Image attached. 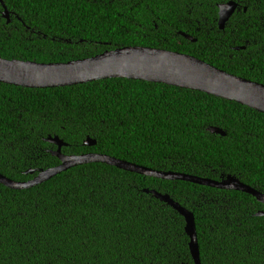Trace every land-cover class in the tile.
I'll use <instances>...</instances> for the list:
<instances>
[{
	"label": "trees",
	"instance_id": "1",
	"mask_svg": "<svg viewBox=\"0 0 264 264\" xmlns=\"http://www.w3.org/2000/svg\"><path fill=\"white\" fill-rule=\"evenodd\" d=\"M3 1L12 21L0 14L2 59L57 64L147 47L264 84V0ZM230 1L241 10L220 31L218 5ZM55 137L68 156L105 154L217 181L231 175L264 193V114L202 92L127 79L51 89L0 83L2 175L28 182L60 166L47 141ZM88 137L97 145L86 147ZM145 189L194 213L202 264H264V217L256 216L264 205L253 196L101 163L27 190L0 184V264H195L185 219Z\"/></svg>",
	"mask_w": 264,
	"mask_h": 264
},
{
	"label": "water",
	"instance_id": "2",
	"mask_svg": "<svg viewBox=\"0 0 264 264\" xmlns=\"http://www.w3.org/2000/svg\"><path fill=\"white\" fill-rule=\"evenodd\" d=\"M0 4L3 8V18L10 24L12 21L11 12L3 0H0ZM237 8L238 3L235 1L219 6V27L221 30L225 29L226 23L235 14ZM245 11H247L246 8ZM181 35L196 42V39L191 36L184 33ZM240 49H245V47L237 48V50ZM108 79L144 81L202 92L223 100L236 102L264 114V84L240 78L198 58L178 52L147 47H125L106 51L92 58L57 64L0 58V83L11 86L27 89H51ZM208 131L212 134L227 136L222 129L217 127H210ZM47 141L58 148L56 151H52V155L60 160V166L40 170L28 182H17L0 173V184L12 190H27L72 168L90 163H101L145 177L183 181L220 190L243 192L253 196L264 205V193L231 175L217 181L178 172L156 171L105 154L88 153L80 156H68L63 153V147H67L68 144L59 137L49 138ZM84 145L93 147L97 145V141L88 137ZM35 173V170H30L27 174L34 175ZM144 192L167 204L185 219L192 257L195 264H202L194 213L168 194L149 189H145ZM256 216L264 217V211L257 213Z\"/></svg>",
	"mask_w": 264,
	"mask_h": 264
},
{
	"label": "flooded vegetation",
	"instance_id": "3",
	"mask_svg": "<svg viewBox=\"0 0 264 264\" xmlns=\"http://www.w3.org/2000/svg\"><path fill=\"white\" fill-rule=\"evenodd\" d=\"M223 4H226V3H223ZM223 4H220V5H223ZM220 5H218V9H219V6H220ZM246 9H247V8H246ZM240 10H241V5L238 3V8H237V11H236V12H238V11H240ZM2 12H3V9H2V10L0 9V14H2ZM219 12H220V9H219V11H218L217 25H218V28H219L220 31H225V29H224V30H221L220 27H219V24H218V23H219ZM236 12H235V13H236ZM244 12H246L245 9H244ZM232 17H233V16H232ZM232 17H231V18H232ZM229 21H230V20H229ZM229 21H228V22H229ZM228 22H227V23H228ZM227 23H226V25H227ZM225 28H226V26H225ZM237 48H240V47H235V46H234V47H231L230 49H232V51H241V50H244V49L237 50ZM34 177H35V175H34Z\"/></svg>",
	"mask_w": 264,
	"mask_h": 264
}]
</instances>
